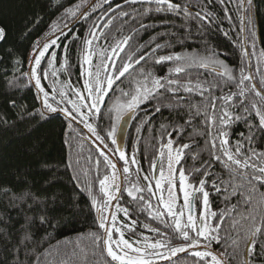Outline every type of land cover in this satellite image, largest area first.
Masks as SVG:
<instances>
[{
	"label": "snow or ice",
	"instance_id": "6c2138e0",
	"mask_svg": "<svg viewBox=\"0 0 264 264\" xmlns=\"http://www.w3.org/2000/svg\"><path fill=\"white\" fill-rule=\"evenodd\" d=\"M216 2L123 0V4L113 7L111 0H104L108 4L107 10L93 23L82 42L79 58L83 83L80 86L74 85L70 79H58L60 72H67L71 67L69 51L71 43L77 38L73 33L72 39L62 45L61 37L69 40L71 26L75 22L88 20L93 12L103 9L104 5L99 0H79L78 3L63 7L60 15L49 26L45 40L37 38L25 60L17 57L12 48L4 49V56L12 58L14 64L30 65L29 71L21 75L35 88L40 106L30 112L25 108L28 118L39 124L62 116L67 127L64 143L70 147V139L80 137L77 125L88 130L95 138L94 143L99 142L98 156L103 158L106 169L111 171L102 178L97 175L96 181H81L73 177L80 191L89 198L88 206L95 217L97 231L89 233V239L93 255L101 258L99 264H173L172 258L178 253H187L193 258V264H227L225 257L234 264H264V149L256 147L257 133L264 134V71L260 69V62H264V49L259 52L254 73L251 58L257 55L255 0H218L224 12L223 18L229 22L232 16L227 5L231 4L235 8L241 31L247 34L245 43L251 40V51L242 48L238 73L219 59L213 46L206 47L205 55L184 52L158 55L161 50L173 46L171 40L156 43L161 34L135 49L130 43L140 30L150 27L143 21L155 14H169L182 19L180 28L184 30V36L177 40L178 43L183 44L185 39L192 37L193 26L195 33L203 38L213 25L220 27V17L210 10ZM55 6L62 7L59 3ZM125 18L138 27H132L129 35L122 36L114 45H110V53L108 50L101 52L99 63L93 64V56L97 55L93 42L103 37V29L109 28L115 20H124L127 24ZM99 21H105L103 28ZM161 23L175 26L174 21L165 20ZM30 32L31 29L23 33L22 38H27ZM223 34L228 35L227 31ZM167 35L178 37L179 34ZM7 38L6 28L0 26V43H4ZM57 49H62L59 68L56 66ZM0 60H3L2 56ZM44 62L46 67L43 66ZM142 62L154 66L171 62L173 66L167 69L170 75L157 76L153 70L142 67ZM193 67L209 69L211 78H197L195 82L192 79L181 80L180 74L187 75V71ZM125 77L128 80L127 90L120 87ZM42 80H50V86L46 87ZM8 83L13 85L15 78ZM110 93L119 95L112 99ZM106 97L112 100L111 104H108ZM10 104L16 107L14 100ZM145 105L152 106L151 112L143 109L144 118L136 126L137 133L165 109L176 112L181 119L187 117L183 125L161 124L160 139L163 141L166 137V142L160 143L156 156L149 161L147 172L140 166L135 150L129 156L118 140V133L124 132L122 122L132 117L139 118L138 113ZM102 117L109 123L106 128L100 127L98 123ZM239 123L246 125L247 134L241 132L237 139L231 140L229 129ZM0 124L10 126L3 117H0ZM188 127L192 128L193 136L205 137L203 148L194 143H179ZM169 128L171 131H168ZM201 128L206 131L198 130ZM42 143V139L35 141L28 151L38 153ZM109 153L123 162L122 169H117ZM202 153H206L208 159H201ZM189 157L193 165L185 168ZM197 162L199 167L195 166ZM100 164L101 161L97 159V171ZM217 164L222 169L221 173L213 170ZM39 167L44 169L51 166L41 160ZM66 167H72L71 161ZM197 177H200L198 181L192 183ZM18 184L24 186L20 191L0 186V192L8 198L10 206L17 207L22 203L31 210L42 203L31 191L33 185L29 183L27 174L18 178ZM209 186L216 193H226L224 209L212 210L207 190ZM125 193L127 206L120 203ZM232 198H237L235 204L230 202ZM28 200L32 203H28ZM197 204L200 205L198 212L194 211ZM41 211L45 215L37 214L34 217L25 214L24 223L17 229L21 235L15 243L8 228H0L3 244L5 247L11 245L13 264H87L86 257L78 261V254L84 251L78 242L69 251L58 253L59 259H49L52 256L51 246L42 252L38 251L41 240L36 238L33 231L35 222L38 219L40 226L48 223V209L42 208ZM133 211L147 213V217L162 225L164 230L145 223L142 227L154 233L153 238L143 236L135 241L126 239L125 232L135 235L138 224V220L132 219ZM226 223L229 225L227 229L223 227ZM174 240L183 243L175 246ZM222 241L225 250L213 252L211 245Z\"/></svg>",
	"mask_w": 264,
	"mask_h": 264
},
{
	"label": "trees",
	"instance_id": "16d2710c",
	"mask_svg": "<svg viewBox=\"0 0 264 264\" xmlns=\"http://www.w3.org/2000/svg\"><path fill=\"white\" fill-rule=\"evenodd\" d=\"M78 2L79 0H0V26H4L8 32L7 40L4 43H0V56L3 57V60H0V117L7 119L10 125L5 127L0 124V186H7L15 191H20L24 186L18 184V178H23L27 174L29 183L33 185L31 191L42 201L40 205L35 206L31 210L28 209L26 204L22 203L17 207H12L8 203V198L0 192V228H8L13 234L12 242L15 243L21 235L17 229L24 223L25 214L34 217L37 214L45 215L41 209L47 208L48 223L40 226L37 219L35 222L36 226L33 229L36 233V238L41 240L38 251L42 252L51 246L52 256L49 259H59L58 253L62 254L69 251L78 242L79 247L84 249L83 252L78 254V261L86 257L87 264H99L101 258L98 255H93L89 239V233L97 231L95 217L88 206L89 198L80 191L77 187V182L73 179L76 176L81 181L85 179L96 181L97 175L102 178L104 174L111 171L106 169L103 158L98 156L97 144L99 142L94 143L95 138L88 133V130L83 128L82 125H77L76 130L80 132V137L70 139V147L64 143L67 127L63 123L62 116H57L56 119L47 123L41 121L39 124L28 118L24 109L26 108L30 112L40 106V101L36 98L35 88L28 84L26 77L21 75V73L29 71L30 65L28 63L16 65L12 62V58L4 56V49L12 48L17 57L25 60L33 42L37 38L42 41L45 40V34L49 32V26L60 15L63 7ZM99 2L104 5L103 9L93 12L88 20L75 22L71 26L72 32L69 33V40L61 37L62 45L72 39L73 33L77 37L71 43L69 51L71 67L67 72L58 74V79L61 81L70 79L76 86H80L83 83V77L80 75L83 69L80 67L81 61L79 58L82 42L88 36L93 23L108 8V4L104 3V0H99ZM57 3L61 4L62 7H56ZM116 4H123V0L116 1L112 6L115 7ZM255 4L257 9L255 28L257 55L251 58V66L254 73L258 64L259 52L264 49V0H255ZM227 7L230 9L229 14L232 16L231 22L223 18L224 12L218 0L211 7L210 10L216 12L220 17V27L213 25L208 35L203 38L195 33V27L193 26L192 37L185 39L183 44H180L177 40L183 39L184 36V30L180 28L182 19L169 14H155L152 18H147L143 21V23L149 24L150 27L147 30H140L130 43L135 49L138 45L149 42L150 38L161 34L155 42L163 43L165 40H171L173 46L161 50L158 55H165L170 52L205 55L206 47L213 46L219 54V59L238 73L242 48H248L251 51V40L245 43L247 34L241 31V23L237 18V12L231 4L227 5ZM38 20L39 22L37 23ZM106 20L107 17L105 18ZM125 20L127 24H125L124 20H115L109 28L103 29L105 35L93 42L97 53V55L93 56V64L99 63V54L101 52L108 50L110 53V45H114L122 36L129 35L132 27H138L129 18H125ZM165 20L174 21L175 26L161 23ZM105 21H99L101 28H103ZM122 25L124 26L121 31ZM29 29H31V32L27 38H22L23 33ZM97 31L99 33L100 30L98 29ZM224 31H227V36L223 34ZM167 33H178L179 35L178 37H170ZM57 51L58 61L56 66L59 68L62 62L60 56L62 49H57ZM245 62H247V58H245ZM43 66H47L46 62H44ZM141 66L153 70L157 76H168L170 74L167 69L173 65L171 62H167L164 66H154L151 63L143 64L142 62ZM260 69L264 71V62H260ZM14 78L15 83L10 86L8 81H12ZM197 78L201 80L210 79L209 69L193 67L187 71V75L180 74L181 80L192 79L195 82ZM258 79L259 77L257 76V82ZM123 80L125 82L120 84V87L127 90V77L123 78ZM42 84L49 87L50 80H42ZM116 95H119V93H112L110 97L114 99ZM194 99H198V97H194ZM12 100L16 103L15 108L11 107L10 101ZM108 100V104H111L112 100ZM151 107V105L142 106V110L138 113L139 118L132 117L123 146L129 156L135 150L136 158L145 172L149 169V161L156 156L160 143L166 142V137L163 141L160 139L161 124H172L174 126L178 123L183 125L184 119H187L186 116L181 119L176 112H170L165 109L161 114L156 115L150 123H146L140 133H137L136 126L140 119L144 118L143 109L146 108L150 113ZM253 121L255 122V118H253ZM98 123L102 128L109 126L105 117H102ZM198 130L206 131V129L202 128ZM168 131H171V128ZM192 131L191 127L186 128L183 138L179 139V143H194L203 148L205 146V137L193 136ZM229 132L231 133V140H235L238 138L239 133L244 132L247 134L246 125L244 123L236 124L229 129ZM188 134L189 138H187ZM173 135L175 137V133ZM257 138L256 147L264 149V134L257 133ZM41 139L43 143L38 153L33 154L28 151L35 141ZM192 151L195 152L196 149L193 148ZM109 156L116 163L117 169H122L123 162L119 161L116 155L109 153ZM97 159L101 161L99 171H97L95 166ZM201 159H208L207 154L202 153ZM41 160L47 162L51 167L40 168ZM69 161H71L72 167H66ZM192 165L193 161L189 157L184 166L188 168ZM195 166L199 167V162ZM132 170L133 172L135 171L134 165ZM213 170L217 173L222 172L218 164L214 165ZM199 178L197 177L192 183H196ZM132 179L134 180L135 177L133 176ZM46 181L50 182L46 183ZM96 189L98 191V182L96 183ZM207 190L210 193L209 201L212 210L219 211L224 209L226 206L224 201L226 193L223 191L216 193L210 186L207 187ZM236 199L232 198L230 202L235 204ZM127 200L125 193L120 203L127 206ZM28 203H32V201L28 200ZM153 203H155L154 200ZM199 209L200 205L197 204L195 211L198 212ZM233 215L235 216V213ZM121 218L123 219L122 216ZM132 219L138 220V224L135 228V235L125 232V238L130 241H135L138 238L142 239L143 236H148L150 239L155 236L154 233L142 227L145 223H148L150 227H160L161 230H164L162 225L148 218L147 213L133 211ZM228 226L226 223L223 227L227 229ZM182 243L183 241L181 240L173 241L175 246H179ZM211 250L215 253L223 252L225 250L224 242L222 241L220 244L213 243ZM228 251H231V249H228ZM257 251H259V246H257ZM225 259L227 264H234L231 259L227 257ZM172 260L173 264H193V258L187 253H181L173 257ZM0 264H13L11 245L5 247L2 237H0ZM159 264H163V262H159Z\"/></svg>",
	"mask_w": 264,
	"mask_h": 264
},
{
	"label": "water",
	"instance_id": "95a60500",
	"mask_svg": "<svg viewBox=\"0 0 264 264\" xmlns=\"http://www.w3.org/2000/svg\"><path fill=\"white\" fill-rule=\"evenodd\" d=\"M123 80V78H122ZM112 93L109 94V96L111 95ZM108 97H106V101H108ZM131 120L132 118H128L126 119V121L122 122V127L124 128V132L123 133H118V140L120 141V145L121 147L123 148L124 144H125V141H126V136H127V133H128V129H129V126H130V123H131ZM195 211V209H194Z\"/></svg>",
	"mask_w": 264,
	"mask_h": 264
},
{
	"label": "flooded vegetation",
	"instance_id": "af4514ba",
	"mask_svg": "<svg viewBox=\"0 0 264 264\" xmlns=\"http://www.w3.org/2000/svg\"><path fill=\"white\" fill-rule=\"evenodd\" d=\"M116 1H118V0H111V4H114ZM156 27H157V25H156ZM187 138H189V134H188Z\"/></svg>",
	"mask_w": 264,
	"mask_h": 264
},
{
	"label": "rangeland",
	"instance_id": "374dc122",
	"mask_svg": "<svg viewBox=\"0 0 264 264\" xmlns=\"http://www.w3.org/2000/svg\"><path fill=\"white\" fill-rule=\"evenodd\" d=\"M179 254H181V253H178L177 255H179Z\"/></svg>",
	"mask_w": 264,
	"mask_h": 264
},
{
	"label": "bare ground",
	"instance_id": "6f19581e",
	"mask_svg": "<svg viewBox=\"0 0 264 264\" xmlns=\"http://www.w3.org/2000/svg\"><path fill=\"white\" fill-rule=\"evenodd\" d=\"M112 95V94H111ZM109 101V100H108Z\"/></svg>",
	"mask_w": 264,
	"mask_h": 264
}]
</instances>
